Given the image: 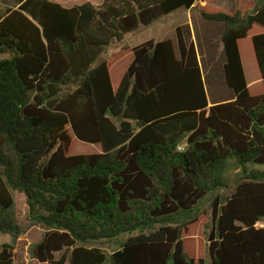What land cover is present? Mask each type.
Masks as SVG:
<instances>
[{
  "label": "trees",
  "instance_id": "1",
  "mask_svg": "<svg viewBox=\"0 0 264 264\" xmlns=\"http://www.w3.org/2000/svg\"><path fill=\"white\" fill-rule=\"evenodd\" d=\"M210 1L0 0V234L11 238L0 264H15L35 227L44 234L28 250L40 264H264V0L234 14ZM192 8L221 29L232 100L209 106L203 65L215 59H199L187 24L178 57L170 40L146 41L114 88L112 43ZM244 43L259 71L250 86ZM69 130L101 153L69 155ZM229 160L244 176L223 196ZM205 203L208 262L183 238Z\"/></svg>",
  "mask_w": 264,
  "mask_h": 264
},
{
  "label": "rangeland",
  "instance_id": "2",
  "mask_svg": "<svg viewBox=\"0 0 264 264\" xmlns=\"http://www.w3.org/2000/svg\"><path fill=\"white\" fill-rule=\"evenodd\" d=\"M65 7H73L81 5L86 2H90L94 5H100L104 0H52ZM228 1L224 0L218 2L216 6L227 13H233L228 5ZM173 16L170 15V17ZM169 28L161 27L160 22L150 26L142 27L137 32L128 34L124 37L122 42H113L112 45L106 50L103 58L109 62L110 73L112 78L113 87L117 88L121 78L126 72L128 66L133 60L132 49L148 39H156L157 41H164L172 38ZM215 61H211V65H203L204 75L208 85L210 87V98L213 91L217 94H221L222 86L226 87L223 79V69L221 67V56L216 55ZM219 56V57H218ZM244 60L247 67L249 81H254L257 76L259 77L258 67L256 60H251L244 50ZM254 57V56H253ZM255 58V57H254ZM208 60V59H205ZM213 60V59H211ZM213 89V90H212ZM227 89V87H226ZM71 135V145L69 149V155H81V154H98L101 153L99 145L85 144L78 141L69 130ZM263 167L255 166L253 169H262ZM239 170L235 168V164L232 160L227 163V173L225 175V183L229 186L228 189H223L220 193L223 196H228L231 188L235 185L236 181L244 176V174H238ZM16 201V214L19 224L25 225L27 223L28 206L26 204L25 197L22 194L15 193ZM259 227H262L259 224ZM212 230V211L209 203H205L202 207V212L198 218V221L191 225L189 229L183 234L185 241L186 251L190 258L198 261L204 259L208 262V234ZM44 231L35 227L29 230L24 236L19 239L16 246V258L15 264H40L33 260L29 254V246L41 241ZM11 238L8 235L0 234V246L4 243L10 242ZM106 250L110 252L112 246L107 245Z\"/></svg>",
  "mask_w": 264,
  "mask_h": 264
},
{
  "label": "crops",
  "instance_id": "3",
  "mask_svg": "<svg viewBox=\"0 0 264 264\" xmlns=\"http://www.w3.org/2000/svg\"><path fill=\"white\" fill-rule=\"evenodd\" d=\"M221 1H224V0H212L209 2V5L218 9V10L223 11L222 9H220L216 6V4L218 2H221ZM227 1L229 3L228 5H230V9L233 11L232 14H234L236 12L238 5H239L241 0H227ZM223 12H225V11H223ZM229 14H231V13H229ZM159 22H160L161 27L169 28V30H168V31H170L169 34L172 35V38L169 40L173 43V45L175 47V53H176L177 57L179 56V53H178V49H177L176 29H177V27L182 26V25H186V24L189 25V27H190L191 41L195 44V46L197 48L199 59H209V60L215 59L217 57L216 55H220L222 50H223V46L221 45L220 39H219V37H220L219 34H220L221 29L216 25L209 24V23L203 21L201 19V17L199 16V14L196 11H194L193 8L190 10H179V11L173 13V16L170 17V15H169V16L159 20L158 22L152 24L151 26H153ZM148 27H150V26H148ZM149 40H155L156 42H158L154 38L148 39L146 41H149ZM166 40H167V38L164 41H166ZM217 45H218V49L213 48V46H217ZM244 47H245L246 53L249 56V58L251 60H254L255 58L253 57L254 54H253L252 49L247 46V43H244ZM244 58H245V56H244V51H243V65H244V69H245V73H246L247 83L250 86V85L254 84L255 82L259 81V77L257 76V78L254 81H249L247 67L245 65ZM208 85H209V83H207V81H206V88H207L208 101H209L210 107L217 104V103L225 102V100H228V101L232 100L233 97L231 95V92L228 89H226V87H224V86H222L221 94H217L213 91V93L211 94V98H210V92H209L210 87L208 89Z\"/></svg>",
  "mask_w": 264,
  "mask_h": 264
}]
</instances>
